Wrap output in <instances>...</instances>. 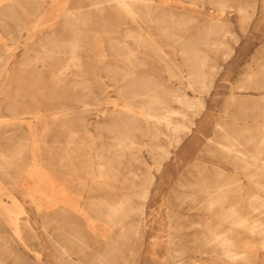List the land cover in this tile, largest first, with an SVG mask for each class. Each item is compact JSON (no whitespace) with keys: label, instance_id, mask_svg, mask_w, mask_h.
<instances>
[{"label":"rangeland","instance_id":"obj_1","mask_svg":"<svg viewBox=\"0 0 264 264\" xmlns=\"http://www.w3.org/2000/svg\"><path fill=\"white\" fill-rule=\"evenodd\" d=\"M38 1L43 8L32 16L26 0H0V149L27 145L17 163L19 168L16 165L4 167L0 159V213L6 212L14 218L19 230L18 235L14 234L0 214V264H63L68 259L82 264H171L168 255L176 251H182L181 264H199L192 262L201 259L206 264H222L210 257V250L203 258L198 253L202 232L208 223L216 220L205 210L204 190L226 180L235 182L232 186L241 181L242 190L229 197L238 199L237 209L242 214H256L249 206V202L253 204L251 206L255 202L249 199L254 195L264 196L242 178L241 174L245 172L234 169V160L228 159L222 151L219 153L216 142H222V136L215 129V125H222L241 144L245 141L240 148L246 149H252L251 143H246L249 137L254 140L264 135V121L255 112H246L244 117L237 107L242 101L258 100L260 91L245 85V72L248 68L254 69L262 55L264 0H225L226 6L222 10L206 4L202 11L200 7L188 11L192 25L198 24L205 14H220L230 29L228 48L223 54L213 56L212 61L218 69L207 93L193 94L184 88L190 97L201 96L205 106L198 115L193 116L190 112V134L181 132V139L174 137L165 145L168 158L161 162L159 171L151 172L153 179L148 188L144 219L146 230L142 232L139 228L137 236L131 231L128 233L132 220L122 215L124 204L129 202L123 171L117 172L116 181L112 178L114 163H120L118 166L122 170L131 149L125 142L121 147L122 156L115 155L119 145H114V131L120 133V129L113 128L108 114L119 108L121 100L114 92L113 82L103 71L98 78L93 76L95 62L99 60L100 68L103 63L120 64L121 57L113 55L114 52H123L125 44L132 47L136 44L130 39L125 43L124 36L119 37L122 43L111 41L116 36L112 27L100 26L92 31L87 26L81 28L85 30L81 37L87 46L83 53L89 58H83L78 69L49 58L33 59L30 49L43 34L54 31L60 38L70 36L58 12L52 13L53 3L56 8L72 12L77 4L86 6L88 2ZM255 1L254 11L248 9V16L244 17L240 12L241 5L252 6ZM9 3L14 16L5 10ZM29 19V25L33 26L31 32L23 29L20 36H16V24ZM122 27L127 28L128 23ZM147 29L153 35L158 34L155 25ZM8 32L12 37L7 35ZM99 45L104 49L98 50ZM161 45L163 51L171 53L167 43ZM100 52L103 57L96 56ZM138 52V56L144 58L148 50L142 45ZM36 65L40 69L37 70ZM239 85H245L247 89L240 90ZM82 86L86 89H81ZM231 95H234L233 100ZM10 106L19 113L17 118L12 116ZM33 108L42 112V120L38 121L26 112H32ZM63 108L68 109L70 115L52 121ZM242 115L248 119L247 125L233 122ZM15 119L25 134L14 125ZM29 127L35 136H29ZM210 139L212 142L208 141ZM67 142L71 149L68 155L63 152ZM144 157L149 158L147 154ZM100 165L107 167V179L101 178ZM14 196L17 204L12 203ZM261 219L264 221V216ZM169 232L172 238L175 237L176 246L179 244L171 252L166 243ZM234 236L242 242H249L247 239L251 238L245 233ZM251 239L250 261L252 258L258 261L264 252L257 245V237ZM61 248L69 258L61 254Z\"/></svg>","mask_w":264,"mask_h":264},{"label":"bare ground","instance_id":"obj_2","mask_svg":"<svg viewBox=\"0 0 264 264\" xmlns=\"http://www.w3.org/2000/svg\"><path fill=\"white\" fill-rule=\"evenodd\" d=\"M183 1L185 0H88L86 6L79 3L72 12L64 11L61 7L56 8V3H53L52 13L58 12L57 15L62 18L61 22L70 32V36L60 38L54 34V31H50L35 41V47L30 49V52L33 53V59L49 58L78 69L82 59L89 58L86 51V55L83 53L87 46L84 44L86 41L82 40L81 37L85 31L81 29L82 27L87 28L88 26L91 27V30L100 26L112 27L111 31L116 36L111 38V41L116 44L122 43L123 41L119 37L124 36L125 43L126 39H130L136 44L135 47L125 44L123 52H119V50L114 52L113 55L121 57L120 64L103 63V67L100 68L97 64L99 63L98 60L97 63L95 62V68H93V76L97 78L100 71L106 74L107 79L113 82L114 92L121 100V104L118 105L119 108L108 114L111 116L110 123L113 128L120 129V133L114 131V145H119V149L115 150V155L116 157L122 156L121 147L124 146L125 142L127 145L129 144L131 149L127 153L126 164L123 169L120 170L118 166L120 163L115 162L113 173H111L114 181L117 179L118 171L124 173L123 184L129 190V202L124 204L122 215L129 216L132 220L131 227H129L131 230H128V233L131 231L134 236H137L136 232L139 228L142 229V232L146 230L144 219L149 199L148 188L153 179L151 172L154 169L159 171L161 162L168 158L165 145L170 144L174 137L181 139L179 137L181 132L190 134V112L192 111L193 116H195L204 109L205 105L201 96L193 95L190 97L184 88L189 89L193 94L207 93L218 69L212 61L213 56L223 54L228 48L227 35L230 34V29L225 21L220 18V14H205L198 24L192 25V17L188 12L199 7V10L202 11V7L206 4L214 9L222 10L226 6L225 0H187L185 1L187 4ZM26 4L31 9L32 16L43 8L42 3L38 0H26ZM5 7V10L14 16L11 13L13 11L11 3ZM255 7L256 1L252 6L243 4L240 7V12L246 17L248 16V9L254 11ZM83 8L87 9L83 10ZM104 19L107 21L105 22ZM29 21L31 20L16 24L14 31L16 36L19 37L23 29L31 32L33 26L29 25ZM126 23H128V27L124 29L122 26ZM151 25H155L158 30L157 35H153L148 29L146 30ZM7 35L12 37V33L8 32ZM161 43H167L166 46L170 48L171 53L163 51ZM142 45L148 50L144 58L138 56V50ZM99 48L100 50L104 49L101 45H99L98 50ZM111 49H114L113 45ZM96 56L103 57L104 54L100 52ZM147 59L151 60L148 61ZM259 60L255 62L254 69L248 68L245 72V85L260 91L258 92V100L242 101L237 107L239 111L244 113V117L246 112H255V115L264 121V46ZM35 68L40 69L37 65ZM54 74L57 77L58 73L55 72ZM245 85H239V89H247ZM81 89H86V87L82 86ZM100 90L102 92L101 88ZM230 99L233 100L234 95H231ZM81 103L84 104L85 102ZM8 108L12 116L17 118L19 113L16 112V109L11 106ZM61 110L62 112L59 113L58 117L53 116L52 121L67 118L70 115L68 109L63 108ZM26 112L33 114V117L38 121L42 120L41 111H38L37 108H33L32 112ZM243 115L242 118H236L233 122L240 121L243 123L242 125H247L248 119L243 118ZM16 120H14V125L21 128L22 133L25 134L23 127ZM28 129L29 136H35V132L30 130V127ZM215 129L222 136V142H216L217 149H220V151L218 150L219 153L222 151L228 159L234 160L237 163L234 162V169L245 172V174H241L242 178L264 193V135L259 139L256 138L257 140L255 138L253 140L252 136V138L249 137L246 143H251L252 149H246L240 148L245 141L241 144L237 137L232 136L222 125H215ZM208 141L212 142V139ZM68 145L69 142L63 151L66 155L71 153ZM26 146L17 144L13 149L9 148L6 152L0 153V159L4 162L3 166L12 167L16 165V168H19L17 163L21 161L20 156ZM145 154L149 156L148 159L144 157ZM107 170V167L99 166L101 178L107 179L109 177L108 174L105 175ZM91 176L94 184V176L92 174ZM234 183L231 180H226L215 187L204 190L206 193L204 197L205 210L208 211L209 217H215L216 220L212 224L211 222L208 223L202 232L199 239V257L203 258L210 250V257L222 262V264H264V256L258 261H255L254 258L250 261L249 255L252 236L257 237L255 239L257 245L264 252V221L261 219L264 216V196L254 195L249 199V201L255 202L254 206H251L253 204L249 202V206L256 211V214H242L237 209L238 199L231 200L229 196L242 190L244 185L240 181V184L232 186ZM128 197L126 196V198ZM12 198V203L17 204L15 196ZM0 214L11 231L18 235L16 220L6 212ZM168 229L170 231V224ZM239 233L250 235L251 238L247 239L249 242H242L234 236ZM167 234V248L169 251L174 250L176 244L173 240L175 237L172 238L170 232ZM60 250L62 255L69 258L64 248ZM111 253L113 252L111 251ZM168 256L172 260L171 264H181L182 251H176L173 255L169 254ZM201 260H195L192 263L206 264L204 259ZM63 264L82 263L68 259Z\"/></svg>","mask_w":264,"mask_h":264},{"label":"crops","instance_id":"obj_3","mask_svg":"<svg viewBox=\"0 0 264 264\" xmlns=\"http://www.w3.org/2000/svg\"><path fill=\"white\" fill-rule=\"evenodd\" d=\"M9 148L13 149V147H9ZM9 148L0 149V153H2L3 151H5V152H6V150H7V149H9Z\"/></svg>","mask_w":264,"mask_h":264}]
</instances>
